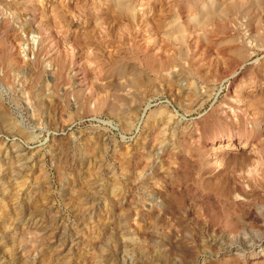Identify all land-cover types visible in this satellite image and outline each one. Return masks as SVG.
<instances>
[{
	"label": "rangeland",
	"instance_id": "1",
	"mask_svg": "<svg viewBox=\"0 0 264 264\" xmlns=\"http://www.w3.org/2000/svg\"><path fill=\"white\" fill-rule=\"evenodd\" d=\"M263 234L264 0H0V264H264Z\"/></svg>",
	"mask_w": 264,
	"mask_h": 264
},
{
	"label": "bare ground",
	"instance_id": "2",
	"mask_svg": "<svg viewBox=\"0 0 264 264\" xmlns=\"http://www.w3.org/2000/svg\"><path fill=\"white\" fill-rule=\"evenodd\" d=\"M256 1H258V0H256ZM257 4V3H256ZM215 13V12H214ZM227 191H228V189H227ZM219 205V204H218ZM228 208V207H227ZM263 233V232H262ZM263 236H264V234H263ZM262 241H264V237H262L261 239H260V242H262Z\"/></svg>",
	"mask_w": 264,
	"mask_h": 264
}]
</instances>
